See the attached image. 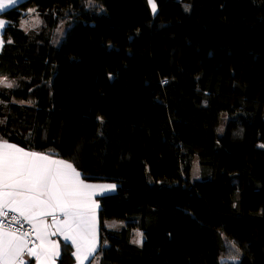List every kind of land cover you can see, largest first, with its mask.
<instances>
[{"label": "trees", "instance_id": "16d2710c", "mask_svg": "<svg viewBox=\"0 0 264 264\" xmlns=\"http://www.w3.org/2000/svg\"><path fill=\"white\" fill-rule=\"evenodd\" d=\"M155 3L3 12L0 74L15 81L0 87V138L117 185L98 197L100 264H232L237 249L264 264V0ZM29 6L36 31L19 26ZM62 244L58 264H73Z\"/></svg>", "mask_w": 264, "mask_h": 264}, {"label": "snow or ice", "instance_id": "6c2138e0", "mask_svg": "<svg viewBox=\"0 0 264 264\" xmlns=\"http://www.w3.org/2000/svg\"><path fill=\"white\" fill-rule=\"evenodd\" d=\"M16 3L0 0V12ZM148 3L155 14V0ZM40 23L37 16L21 27L27 31ZM5 27L6 22L0 19V30ZM3 44L0 38V47ZM13 86L6 78L0 79V87ZM115 188L114 184L88 183L67 160L0 138V264H31V260L57 264L61 256V243L53 239L57 236L74 249L76 264L90 261L99 245L100 205L95 197ZM143 237L137 231L133 243L142 244ZM231 259L232 264H239L238 256Z\"/></svg>", "mask_w": 264, "mask_h": 264}, {"label": "rangeland", "instance_id": "374dc122", "mask_svg": "<svg viewBox=\"0 0 264 264\" xmlns=\"http://www.w3.org/2000/svg\"><path fill=\"white\" fill-rule=\"evenodd\" d=\"M30 9H32V10H34L33 12H29V10ZM38 16V18H39V20L41 21V17H40V15H39V13L36 11V9L34 8V7H30L29 6V8H28V10H27V12H26V14H25V16H23L22 18H21V20H20V22H19V26L21 27V25L23 24V22H25V21H29V22H31V21H33L36 17ZM40 25H41V23L37 26V27H34V28H31V29H29V30H27V31H36L37 29H38V27H40ZM21 28H23V27H21ZM24 29V28H23ZM25 30V29H24ZM60 31H62V28H58L57 29V32L59 33ZM3 78H5L4 76H3ZM9 80V82L11 81V82H14L15 81V79H13V78H11V77H7ZM192 174H193V177H199L200 176V167H199V164L197 163V161H194L193 162V164H192ZM124 225V222L123 221H117V220H109V221H107V223H106V226L108 227V228H112V229H119V228H121L122 226ZM138 230H135L134 231V233H133V238H132V241L134 240V239H136V232H137ZM232 247V246H231ZM233 256H238V252L237 253H231V252H228V254H227V257H228V259L229 260H232L231 258L233 257ZM98 264H100V259H99V257H98Z\"/></svg>", "mask_w": 264, "mask_h": 264}, {"label": "crops", "instance_id": "0c3cea01", "mask_svg": "<svg viewBox=\"0 0 264 264\" xmlns=\"http://www.w3.org/2000/svg\"><path fill=\"white\" fill-rule=\"evenodd\" d=\"M23 2H28V0H17V3L15 4V5H13V6H10L9 8H7L5 11H7V10H9V9H11V8H13V7H15V6H17V5H19V4H21V3H23ZM151 8V7H150ZM5 11H3V12H5ZM3 12H0V19H2L1 18V15H2V13ZM5 21V20H4ZM6 22V21H5ZM2 34H3V30H0V38H2ZM0 50H1V47H0ZM3 76L7 79V80H9L7 77L8 76H6V75H3V74H0V79H4L3 78ZM11 82V81H10ZM12 143V142H11ZM19 146V145H18ZM27 150V149H26ZM32 151V150H31ZM36 152H38V151H36ZM42 153H44V152H42ZM47 154H50V153H47ZM51 155H53V154H51ZM55 158H60V159H64V158H62V157H59V156H57V155H53ZM64 160H67V159H64ZM67 161H69V160H67ZM70 162V161H69ZM72 163V162H71ZM78 170V169H77ZM82 174V173H81ZM82 176L85 178V176L82 174ZM87 182L88 183H93V184H114V185H116L115 183H113V182H107V181H90V180H88L87 179ZM116 187H117V185H116ZM116 190V188L114 189V190H112V191H108V192H105L104 194H106V193H112V192H114ZM103 195V194H102ZM99 196H101V195H98L97 197H95V199L97 200V202L99 203V201H98V197ZM98 221H99V210H98ZM98 237H99V245H98V249H97V252H98V250H99V248H100V246H101V240H100V223L98 224ZM57 238H59L60 239V241H62L61 242V244L62 243H66V244H68L69 246H70V244L69 243H67V242H64L63 240H62V238H60V237H58L57 236ZM53 239H55L54 237H53ZM63 245V244H62ZM62 247V246H61ZM71 247V246H70ZM71 249H72V253H73V251H74V249L71 247ZM97 252H96V254H95V257L94 258H90V261H88V262H85V264H98V255H97ZM62 255V254H61ZM74 257V256H73ZM34 261V260H33ZM58 261H59V259H58ZM58 261H57V264H58ZM34 264H35V262H34ZM73 264H76V260H75V258H74V262H73Z\"/></svg>", "mask_w": 264, "mask_h": 264}, {"label": "water", "instance_id": "95a60500", "mask_svg": "<svg viewBox=\"0 0 264 264\" xmlns=\"http://www.w3.org/2000/svg\"><path fill=\"white\" fill-rule=\"evenodd\" d=\"M56 240H59L60 241V239L59 238H57V237H54ZM60 243H61V241H60ZM61 254H62V247H61ZM61 257V256H60ZM59 257V258H60Z\"/></svg>", "mask_w": 264, "mask_h": 264}, {"label": "built area", "instance_id": "2783aa9c", "mask_svg": "<svg viewBox=\"0 0 264 264\" xmlns=\"http://www.w3.org/2000/svg\"><path fill=\"white\" fill-rule=\"evenodd\" d=\"M24 227H25V229H27L28 228V225L25 224Z\"/></svg>", "mask_w": 264, "mask_h": 264}]
</instances>
